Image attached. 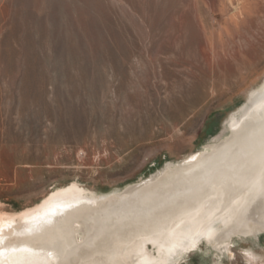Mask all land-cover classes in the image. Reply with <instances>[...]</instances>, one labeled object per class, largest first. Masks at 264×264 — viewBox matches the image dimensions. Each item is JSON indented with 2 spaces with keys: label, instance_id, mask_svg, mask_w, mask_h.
<instances>
[{
  "label": "rangeland",
  "instance_id": "374dc122",
  "mask_svg": "<svg viewBox=\"0 0 264 264\" xmlns=\"http://www.w3.org/2000/svg\"><path fill=\"white\" fill-rule=\"evenodd\" d=\"M263 85L264 0H0V224L196 159ZM65 236V262L92 252ZM231 250L176 259L264 264V231Z\"/></svg>",
  "mask_w": 264,
  "mask_h": 264
},
{
  "label": "bare ground",
  "instance_id": "6f19581e",
  "mask_svg": "<svg viewBox=\"0 0 264 264\" xmlns=\"http://www.w3.org/2000/svg\"><path fill=\"white\" fill-rule=\"evenodd\" d=\"M251 102L252 109L243 113ZM237 114L228 120L229 137L205 145L196 159L168 163L123 193L66 206L54 203L0 224V264H178L179 253L199 250L204 243L216 257L226 250L234 257L236 238L264 231V85ZM117 201L122 211L115 210ZM88 209L107 212L105 223L78 218ZM71 226L76 248L92 252L65 262L62 244ZM149 244L151 255L146 254ZM243 254L249 262L258 260L251 249Z\"/></svg>",
  "mask_w": 264,
  "mask_h": 264
}]
</instances>
